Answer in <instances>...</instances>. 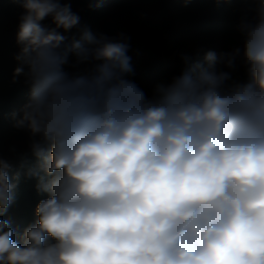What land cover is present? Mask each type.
I'll list each match as a JSON object with an SVG mask.
<instances>
[{
	"label": "clouds",
	"instance_id": "1",
	"mask_svg": "<svg viewBox=\"0 0 264 264\" xmlns=\"http://www.w3.org/2000/svg\"><path fill=\"white\" fill-rule=\"evenodd\" d=\"M16 2L29 96L12 127L36 163L0 154V217L22 175L46 198L22 233L0 218V264H264V0L242 47L182 55L151 97L123 33L94 34L62 0ZM237 61L245 82L224 70Z\"/></svg>",
	"mask_w": 264,
	"mask_h": 264
},
{
	"label": "trees",
	"instance_id": "2",
	"mask_svg": "<svg viewBox=\"0 0 264 264\" xmlns=\"http://www.w3.org/2000/svg\"><path fill=\"white\" fill-rule=\"evenodd\" d=\"M62 2L70 3L81 24L94 34L116 37L123 33L129 38L128 55L133 71L128 78L149 97L156 84L168 83L182 72L185 66L182 55L203 61L208 51L219 54L242 47L239 25L242 19L253 17L256 6L253 0H191L187 4L184 0H103L93 10L90 5L95 0ZM22 11L16 0H0V154L14 163H18L21 154H28V160L35 164L28 149L29 134L13 128L11 117L29 96L23 76L13 82L14 69L18 66L14 59L19 52L17 26ZM67 35L78 38L79 34L73 29ZM89 67L87 64L79 68L66 66V70L83 74ZM224 70L231 71L233 81L248 80L240 61L235 69ZM36 183L35 178L22 175L15 189V202L6 216L0 217L10 219L20 233L35 221V207L46 198V194L37 192Z\"/></svg>",
	"mask_w": 264,
	"mask_h": 264
}]
</instances>
